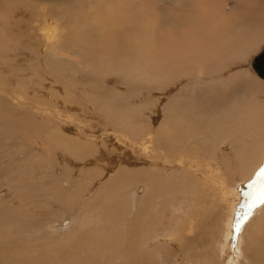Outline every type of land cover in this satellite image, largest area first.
<instances>
[{"label":"rangeland","instance_id":"rangeland-1","mask_svg":"<svg viewBox=\"0 0 264 264\" xmlns=\"http://www.w3.org/2000/svg\"><path fill=\"white\" fill-rule=\"evenodd\" d=\"M228 1L225 0L228 4L225 12L236 6L235 0ZM187 2L141 0L142 16L138 13V19L144 27L151 18L150 28H143L138 34L133 27L125 29V33L120 30L121 36L128 40H148L152 46L148 48L160 50V58L170 63L169 70L176 61H185L180 76L166 72L164 64H156V72L161 76L151 80L150 71L146 77L134 69L128 70L133 77L128 78L110 69L111 72L95 73L84 67L90 42L101 47L114 30L106 1L0 0V264H138L139 257L143 264H188L191 260L192 264H198V260L201 264H220L223 260V264H264V202L260 199V173L264 170V80L252 68V60L264 49V29L254 30L255 37L238 45L242 56L235 51L213 57L203 69L206 64L190 61L186 56V39L198 36L192 23L200 17L187 16ZM258 5L264 8V0H259ZM243 10L240 7L236 21L249 17L251 11ZM213 11L216 16L217 11ZM225 12L223 15L230 18ZM260 20L264 23V17ZM50 21L55 24L52 44L44 41L42 33ZM175 47L178 52L184 49L175 56ZM112 63L110 60L106 66L111 67ZM229 81L236 82L232 87L236 89L235 92L232 89L234 95L232 92L225 95L220 93L221 88L213 87L220 84L225 91L230 86L223 84ZM240 85L259 88L257 101L250 105L251 111L255 108L259 112L254 110L247 116L239 110L247 101L240 102L239 96L243 95ZM1 91H9L27 104L3 98L1 95H6ZM246 94L250 97V92ZM222 116L228 118L223 134H214V138L200 143L192 139L190 145H200L198 160L207 147L223 157L228 155L222 161L211 159V171H207L209 175L216 171L223 182L227 180L230 187L226 191L220 189V184L204 187V175L191 177L184 170L178 171V162L174 161L178 150L173 148L183 147L182 142L198 132L199 124L203 128L214 125L218 128ZM259 121H263V126L258 125ZM217 128H212L213 132ZM235 130L241 132L233 133ZM147 134H153L151 146L156 151L165 148L169 151L166 155L171 156L173 166L162 168V176L169 183L176 181L178 191L169 194L167 185H163L167 190L159 191L158 186L156 192L157 189L145 184L150 179L161 182L163 177L159 174L152 178L136 175L139 140L142 136L141 141L145 142ZM98 143L101 145L97 146ZM204 163L201 162L202 166ZM119 168L130 174V179H122L123 186L113 189L118 184L112 180L120 175ZM140 186L141 196L137 194ZM115 189L117 192L113 194ZM203 189L206 193L203 202H207L200 206L201 197L193 194ZM120 192L122 200L115 197ZM154 193L166 196L165 201L157 198L156 204L145 203L143 199ZM140 203L144 210L153 209L148 222L141 221ZM190 220L197 226L194 235L187 230ZM176 225H182V231L174 230ZM174 233L178 237L169 242L168 237ZM246 240L247 255L243 249ZM168 242L170 247L164 245ZM128 243L133 245L128 247ZM160 250L164 252L162 255Z\"/></svg>","mask_w":264,"mask_h":264},{"label":"bare ground","instance_id":"bare-ground-1","mask_svg":"<svg viewBox=\"0 0 264 264\" xmlns=\"http://www.w3.org/2000/svg\"><path fill=\"white\" fill-rule=\"evenodd\" d=\"M55 1V0H54ZM106 1V4H107V8L109 9V11L112 12V14L110 15L111 16V20L113 23H115V26H114V30L110 31L109 34L107 35L106 37V40H105V43L104 45H102L101 47H97V42H94L96 44H94L93 42H90V53L89 51L87 50V48H85L83 50V52L85 50H87L89 53V55L87 54V57L85 59H88L87 62H85V65L84 67H88V69H90V71L92 72H95V73H101V72H106L107 73V70L110 69V70H113L115 72H118V73H121L123 75H125L126 77L128 78H133L132 76H129L128 75V70H135L137 72V74L139 72L141 73H144V76L147 77V74L151 73V80H157L158 78V75L159 77L161 76L160 73L156 72V64H164L165 66H167L168 64H170L167 60H164V58H160L159 56V53H160V50H155V51H151L152 48H148V47H152L150 45V42L146 39H143V40H138L136 39L135 41H131V40H128L126 38H124L125 35H123V37L121 36V33H120V30L124 29V33H125V29L127 28H130V27H133V30H136L135 32H137L136 34L139 33V31H141L143 28H150V24H151V18H149V22L148 24H146V26L142 27L143 25H140L141 23V19H138V13H140V9H139V5L141 3V0H101V2L105 3ZM133 1V2H131ZM188 2L186 3L187 4V9H188V13L187 16H190V18H192L191 16H195L197 17L198 15L200 16L199 19H196V20H193L194 23L196 24H200V25H197V27H195L196 25L194 23H192L194 25V31L196 30V34H198V36L195 38V34L194 35H190L187 37L186 39V42H185V46L186 48L188 49V52L186 54L188 60L190 61H199L200 64H206V66H202V68H206L208 66V63L209 61L212 60V58L214 57H218V56H222V55H229V54H232L234 53L235 51H238V54L240 56H242L243 52L242 51H239L238 50V45H241L243 44V42L245 40H248V39H251L252 37H255L253 31L260 28V29H264V23L260 20V17H264V8L263 7H259L258 5V2L259 0H235V4L236 6L234 7V9L230 12H227V10H231V8L229 9H226V12H225V8H227V3L225 2V0H219L220 1V4L217 2V0H214V2H209V1H206V0H187ZM228 1V0H227ZM229 2V1H228ZM102 5V4H101ZM57 6V5H56ZM105 6V5H104ZM240 7H242L244 10H247L246 12L249 13V17H245V19H242V20H235L236 19V15L237 13L240 11ZM101 8H103L101 6ZM147 9V8H146ZM215 10L217 11V15H213L212 14V11ZM243 10V11H244ZM102 11V9H101ZM106 11V10H105ZM196 11L198 12V14H196ZM95 12V11H94ZM99 12V11H98ZM104 12V11H103ZM225 12L226 15L230 16V18L228 17H225L223 15V13ZM203 13H206V15H201ZM214 13V11H213ZM216 14V13H215ZM107 15V13H106ZM109 16V17H110ZM140 16H142V14L140 13ZM248 16V14L246 15ZM252 16V18H251ZM220 17V18H219ZM94 18V17H93ZM92 18V19H93ZM105 19V18H104ZM103 19V20H104ZM108 19V18H107ZM109 20V19H108ZM190 20V19H189ZM85 21V20H84ZM90 21V20H89ZM101 21V20H100ZM188 22V19L185 20ZM46 22V21H45ZM87 22V21H86ZM103 22V21H102ZM182 22V21H181ZM186 23V22H185ZM138 24L140 26H138ZM109 25V24H108ZM106 25V26H108ZM156 25V24H155ZM224 25V26H223ZM45 26V25H44ZM192 26V25H191ZM190 26V28H191ZM218 26V27H217ZM110 27V26H109ZM154 27V26H153ZM187 27V26H186ZM185 28V26H184ZM183 28V29H184ZM189 28V26H188ZM189 28V29H190ZM112 29V28H111ZM118 29V31H116ZM187 29V28H186ZM54 30H55V24L53 22H49L48 25L45 26V29L42 30V33H43V36H44V41H46V43H51L52 44V41H53V38H54ZM106 30V29H105ZM185 31V29H184ZM260 31V30H259ZM105 32V31H104ZM132 32V31H131ZM151 32V30H150ZM261 32V31H260ZM264 32V31H263ZM41 33V32H40ZM89 33L92 34V32L90 31ZM195 33V32H194ZM213 33V34H212ZM156 35V34H155ZM154 36V34H153ZM157 36V35H156ZM165 36V35H164ZM126 37V36H125ZM149 37V32L147 33V37ZM155 37V36H154ZM258 37V35H256V38ZM262 37V36H261ZM260 37V38H261ZM259 39V38H257ZM103 40V39H102ZM135 42V43H134ZM182 42V41H181ZM183 43V42H182ZM256 43V42H255ZM181 44V43H180ZM6 45V44H5ZM250 45V44H249ZM248 45V46H249ZM183 46V45H181ZM46 48V47H45ZM169 48V47H168ZM179 49V47H178ZM184 49V48H183ZM183 49H180V52L176 51V47H175V56L179 55L181 53V50ZM264 50V49H263ZM262 53V52H261ZM260 53V54H261ZM143 55V57H142ZM259 55V54H258ZM257 55V56H258ZM256 56V57H257ZM228 57V56H227ZM254 57V59L256 58ZM78 58V57H77ZM222 59V58H221ZM224 59V58H223ZM254 59L252 60V68H253V61ZM112 60V66L111 67H107L106 66V63H109V61ZM229 61H232V60H229ZM160 62V63H159ZM79 62H76V64L79 66L78 64ZM82 63V61H81ZM197 63V62H196ZM184 66H186L185 64V61L182 59L180 61H176L174 67L172 69L169 70V67L171 66H167L168 67V70H167V67H166V72H170L172 74L175 73L174 76H177L179 75L180 72H182L184 70ZM162 68V67H161ZM67 69V68H66ZM191 69L192 66H191ZM202 69V70H203ZM215 69V68H214ZM108 70V71H110ZM254 72L258 75V73L255 71V69L253 68ZM150 71V72H149ZM111 72V71H110ZM149 72V73H148ZM160 72V71H159ZM94 73V74H95ZM183 74V73H182ZM199 74V73H198ZM97 75V74H95ZM185 75V74H184ZM180 76V75H179ZM260 78H262L264 80L263 77H261L260 75H258ZM101 78V77H100ZM160 79V78H159ZM178 79V78H177ZM103 80V79H102ZM137 80L138 81H142L141 77H137ZM218 80L220 83H221V80L220 79H216ZM159 81V80H158ZM97 82V81H96ZM155 82V81H154ZM160 82V81H159ZM158 82V83H159ZM157 82H155L156 84ZM215 83V82H214ZM236 82L234 81H229L228 83H224L223 85H229L230 88H227V90L223 91V88L221 87L220 84H214L213 87H219L221 88L222 90L220 91V93H223L225 92L224 94L226 95H229L230 92H232V89L234 90V92L236 91L235 88H232L234 86H236L235 84ZM222 84V83H221ZM254 85V84H253ZM96 86V85H95ZM101 86V84H100ZM241 86V85H240ZM91 87V85H90ZM236 88H239V87H236ZM1 89V88H0ZM4 89V88H3ZM91 89V88H90ZM229 89V90H228ZM5 90V89H4ZM114 90V89H113ZM112 90V91H113ZM240 90L243 92V95L242 96H239L240 97V102L244 101V100H247L246 103H245V106L243 105H240V107H243V108H239V110H241L245 115H249L252 113V111L255 110H252L251 111V108H250V105H253V101H257L256 99H258L257 95L259 94V88L255 85L254 88L252 87H248V86H241ZM105 91V90H104ZM247 92H250V97L248 94H246ZM1 93H4L3 91H1ZM101 93V92H100ZM201 93V92H200ZM6 96L4 95H1L3 96V98H7V99H15V100H19L21 101V99L19 98H16L13 94H11L9 91H6L4 93ZM232 95H234V93L232 92ZM218 96V95H216ZM55 97V96H54ZM234 97V96H233ZM236 97V96H235ZM30 98V97H29ZM56 98V97H55ZM101 98V97H100ZM76 99V98H75ZM86 99V98H85ZM200 99V98H198ZM0 100H1V97H0ZM55 100V99H53ZM214 100V99H213ZM1 102V101H0ZM10 102V101H9ZM23 104H27L26 102H23L21 101ZM20 102V103H21ZM93 102V101H92ZM201 102V101H200ZM32 103V102H31ZM31 103H28V105H32L34 107L35 104H31ZM38 103V102H37ZM215 103V102H214ZM213 103V104H214ZM2 104V103H1ZM11 104V103H10ZM77 104V103H76ZM117 105L119 103H116ZM217 104V103H216ZM16 105V104H15ZM18 105V104H17ZM220 105V104H219ZM262 105V104H261ZM189 106V105H187ZM186 106V107H187ZM207 106V105H206ZM264 107V103L262 105ZM177 107V106H176ZM184 107V106H183ZM201 107L202 109L204 108V105L202 106V103H201ZM259 107V106H258ZM69 108H70V105H69ZM182 108V107H181ZM206 108V107H205ZM204 108V110H205ZM210 108V107H209ZM66 109V108H65ZM194 110V108H192ZM200 109V108H198ZM208 109V108H207ZM43 110V109H41ZM190 110V108H189ZM258 110L259 112V109H256L255 110V113L256 111ZM49 111V110H48ZM66 111V110H65ZM186 111V110H185ZM192 111V110H191ZM200 111V110H199ZM206 111V110H205ZM208 111V110H207ZM263 111V110H262ZM261 111V113H262ZM109 112V111H108ZM193 112V111H192ZM203 112V111H202ZM110 113V112H109ZM122 113V112H121ZM182 113V112H181ZM186 113V112H185ZM204 113V112H203ZM206 113V112H205ZM112 114V113H111ZM180 114V113H179ZM198 114V113H197ZM208 114V113H207ZM206 114V115H207ZM210 114V113H209ZM241 114V113H240ZM264 114V111L263 113ZM257 115V114H256ZM260 116V118L264 117L260 114H258ZM257 115V116H258ZM166 116V115H165ZM182 117H184L185 115H181ZM205 116V115H204ZM256 116V117H257ZM258 116V118H259ZM255 117V118H256ZM132 118V117H131ZM256 118V120L258 119ZM208 119V118H207ZM166 120V119H165ZM212 120V119H211ZM259 120V119H258ZM257 120V121H258ZM262 120V119H261ZM130 121V120H129ZM133 121V120H132ZM264 121V120H263ZM263 121H259V124L258 125H261L263 124L262 122ZM178 122V121H177ZM228 122V118H224L223 116L220 118L219 120V126L217 128V125L215 127H211V128H203L200 124L196 127V131H198L197 133L195 132L193 135V137L188 136L186 140H184L182 143H183V147L179 146V148L177 147H173L174 149H177L178 152H177V157H174L175 155V152H173V157H174V161L175 163L178 162L177 164V167H178V171H186L185 173L189 174V176H194V175H201V177L204 175V180L205 182H202L203 186L207 187L208 188V185L211 183V184H220L221 187L220 189L222 191H226L227 190V186H228V182L227 180H224L226 181L223 182V178L221 177V174L217 175V173H213V175H209L207 173V171H209L211 169V164H210V160L211 159H221L220 161L225 160L227 157H223V155H219L218 153L214 152L213 149H209V147L206 148V150L204 151V155L202 157V159L198 160V156H199V153H200V150H201V147L198 143L194 144L193 145H190V142L192 139H197V142H203V140L205 139H209L211 137L215 135H220V134H223L224 133V128H225V124ZM255 122V121H254ZM255 123V125H256ZM171 125V124H170ZM173 126V125H172ZM204 126V125H203ZM263 126V125H261ZM258 126L254 127V128H257ZM217 128L216 131L213 132L214 129ZM253 128V127H252ZM84 129V128H83ZM241 129V127L239 128ZM261 129V128H260ZM164 130V129H163ZM253 130V129H252ZM258 130V128H257ZM256 130V132H257ZM160 131V130H159ZM165 131V130H164ZM264 131V130H263ZM83 132V131H82ZM213 132V133H211ZM241 131L239 130H235L233 133H240ZM256 132L255 135H256ZM253 133V134H254ZM161 134V133H160ZM159 134V135H160ZM172 134V133H171ZM232 134V132H231ZM153 135V134H151ZM151 135L150 134H147L146 136H144V140L145 142L141 141V137H140V140H139V144H138V147H139V150L137 152H139L140 156L138 158V162H139V166H137L138 168H136V175L138 176H141V177H148V178H152V175H156V174H159L160 176H162V168L163 169H169L172 164V160H170V155H166L167 153H169V151L165 148L164 150H159V151H156L152 146H151ZM162 135V134H161ZM164 135H166V133L164 132ZM251 135V134H250ZM88 137V136H87ZM95 137V136H94ZM97 137V136H96ZM173 137V136H172ZM230 137V136H229ZM89 138V137H88ZM87 138V139H88ZM175 138V137H174ZM214 138V137H213ZM93 139V138H92ZM180 139V138H179ZM217 139V138H216ZM221 139V138H220ZM219 139V140H220ZM255 139V138H254ZM169 140V139H168ZM171 140V139H170ZM175 140V139H174ZM212 140V139H211ZM211 140L210 143H211ZM218 140V139H217ZM177 142H180L178 141V137L176 139ZM173 143V141H172ZM233 143V141H232ZM236 143H237V140H236ZM241 143V142H240ZM204 144H206L204 142ZM231 144V143H230ZM235 144V142H234ZM98 145H101L100 143L97 144ZM214 143L211 144V146H213ZM172 146V145H170ZM232 146V145H230ZM256 146V145H255ZM102 148V146H101ZM105 151L107 150V147L105 146ZM220 152V151H219ZM231 153V152H230ZM221 154V153H220ZM234 155V154H233ZM190 158H191V161H190ZM230 158V156H229ZM234 158V157H233ZM136 159V158H135ZM231 160V159H230ZM233 160V159H232ZM235 160V159H234ZM190 161V162H189ZM202 161H205V163L201 164ZM230 162V161H229ZM214 163V162H212ZM233 163V161H232ZM165 165V166H163ZM220 165V164H219ZM222 165V164H221ZM237 166V165H236ZM160 167V168H159ZM213 167V166H212ZM222 167V166H221ZM223 168V167H222ZM214 169V167H213ZM216 169V168H215ZM219 169V168H218ZM218 169H216L218 171ZM225 170V169H224ZM119 171H120V175L117 177V180L114 178V181L112 180V182H118L117 186L115 184V186L113 187L114 188H117V187H122L123 186V182L122 179H125V180H129V176L130 174H127L125 173L124 171L121 170V168H119ZM168 171V170H167ZM211 171V170H210ZM213 171V170H212ZM223 171V170H222ZM230 172V171H229ZM134 173V172H133ZM171 173V172H170ZM173 173V172H172ZM231 173V172H230ZM119 174V173H117ZM212 174V173H210ZM164 175V174H163ZM181 175V174H180ZM117 176V175H116ZM153 176V177H154ZM185 176V175H184ZM163 177V176H162ZM176 177V176H174ZM186 178V177H185ZM194 180L197 178L196 177H193ZM200 178V177H199ZM119 179L120 180V183H119ZM173 179V178H172ZM201 179V178H200ZM225 179V178H224ZM151 181V182H150ZM150 181H146L145 184L147 186L150 185V189L152 190H155L158 188L160 189L159 191L163 190V189H166L164 188L167 187V189L169 190V194L170 193H173L175 192V190H177V188L179 187V185L176 186V181L173 182V181H170V183L168 182V179L166 178H162L161 182H158L156 180H151ZM152 181H154L155 183H157L155 185V183H153ZM88 182V181H87ZM109 182V181H108ZM111 182V181H110ZM111 182V183H112ZM185 182V181H184ZM91 183V182H90ZM113 183V185H114ZM128 183V182H127ZM180 183V182H179ZM164 185V186H163ZM177 187H175V186ZM182 186V183L180 184ZM233 185V184H232ZM112 186V185H111ZM210 186V185H209ZM239 186V185H238ZM105 187V186H104ZM189 187V186H188ZM193 187L195 188V182L193 184ZM230 187V186H228ZM112 188V187H111ZM142 188L141 186L137 188V194L138 195H142V194H139V189ZM212 188V187H211ZM216 188V187H215ZM158 189L156 190V192L158 191ZM166 189V190H167ZM180 189V187H179ZM183 189V187H182ZM230 189V188H229ZM241 189V188H240ZM109 190V189H107ZM106 190V192H107ZM120 190V189H119ZM133 191H136V188L133 187L132 188ZM218 189H213L212 191H216ZM232 190V189H231ZM237 190V189H236ZM235 190V191H236ZM104 192V190H102ZM110 191V190H109ZM141 191V190H140ZM150 191V190H149ZM178 191V190H177ZM194 190L191 191V193L193 192ZM209 191V189H207V192ZM220 191V190H218ZM105 192V193H106ZM111 192V191H110ZM117 192V190L115 189V192L113 194H115ZM102 193V192H101ZM105 193H103V196H106ZM151 193V192H150ZM210 193H212L210 191ZM215 193V192H214ZM213 193V194H214ZM232 193V191H231ZM234 193V191H233ZM155 194V193H154ZM98 195V194H97ZM102 195V194H101ZM111 195V194H109ZM208 195V194H207ZM237 195V194H235ZM234 195V196H235ZM122 194L121 192L119 194H116L115 197H118V198H121ZM156 196V197H155ZM194 197L196 198H200L199 200V205L200 206H204V203L206 204V202L203 200L205 199L206 197V193H204V189L203 191L199 190V191H195L194 194H193ZM106 198V197H104ZM157 198H163L164 201L166 199V196H162V194H158V196L155 194L153 196L150 195V197H148L147 199L144 198L143 200H146L145 203L147 204H150L151 201H155V204H156V199ZM239 198V197H238ZM248 198V197H247ZM103 199V197H102ZM176 199V198H175ZM99 200V199H98ZM122 200V198H121ZM184 200V199H183ZM207 200V199H206ZM217 200V199H216ZM248 200V199H247ZM120 200H118V204H120L119 202ZM162 201V200H161ZM160 201V202H161ZM181 201V199H180ZM142 202V201H141ZM234 203V202H233ZM162 205V203H160ZM166 204V203H165ZM231 204V203H230ZM160 205V206H161ZM232 206V205H231ZM230 206V207H231ZM155 207V206H154ZM175 207V206H174ZM178 207V206H176ZM196 207V206H195ZM115 208V207H114ZM161 209V208H160ZM174 209V208H173ZM230 209V208H229ZM240 209V208H239ZM153 210V209H152ZM152 210H144L143 208V205L140 203V205L138 206V211L141 212L140 213V218H141V221L143 222H148V219H149V213L152 211ZM170 210V209H169ZM241 210V209H240ZM177 211V210H176ZM112 212V211H111ZM138 212V213H139ZM251 213V212H250ZM138 215V214H137ZM139 217V216H138ZM190 217V216H189ZM233 217V216H232ZM112 218H115V210L113 211L112 213ZM156 218H158V216L156 215ZM193 218V217H192ZM264 218V217H263ZM262 218V219H263ZM81 220V219H80ZM114 220V219H113ZM116 220H117V217H116ZM232 220V218L230 219ZM261 220V219H260ZM264 220V219H263ZM262 220V221H263ZM114 222H117V221H114ZM177 222V221H176ZM188 222H189V219H188ZM234 222V221H233ZM108 223V222H106ZM69 224V223H68ZM186 224V223H185ZM190 224L189 228L187 229L188 230V233L190 235H194L195 234V229L197 228V226L195 225V222L190 220ZM234 224V223H233ZM65 225V224H64ZM79 225V223H78ZM184 226H187V225H184ZM171 227V225H170ZM182 225L179 227V225H176V227L174 228V230H178L179 232L182 231L181 229ZM102 228V227H101ZM165 228V227H164ZM97 229V228H96ZM235 229V228H234ZM103 230V229H102ZM157 230V228H154L152 231L155 232ZM140 231V230H139ZM229 230H227L228 232ZM141 232V231H140ZM226 232V233H227ZM180 234V233H179ZM178 237V233H174L173 235H170L168 238V241L170 242L171 239H174V238H177ZM104 238V237H103ZM86 239V238H85ZM107 239V238H106ZM109 239V238H108ZM164 240V239H163ZM248 240V239H247ZM247 240L245 241V244L243 246V249L245 251V248H246V245H247ZM177 241V240H176ZM223 241V240H222ZM226 241V240H225ZM224 241V243H225ZM249 241V240H248ZM167 242V240L165 241ZM166 243L164 245H168V247H170V243ZM174 242V241H172ZM252 242V241H251ZM82 243V242H81ZM108 243V242H107ZM250 243V242H249ZM248 243V244H249ZM132 243H128L127 246L130 247ZM159 244V243H157ZM252 244V243H251ZM250 244V245H251ZM261 244V243H259ZM133 245V244H132ZM137 245V244H136ZM258 245V244H257ZM262 245V244H261ZM163 246V245H162ZM185 246V245H184ZM183 247V246H182ZM188 247V246H187ZM258 247V246H256ZM105 248V244H102L101 245V249ZM109 248V247H107ZM106 248V249H107ZM181 248V247H180ZM225 248H226V243H225ZM259 248V247H258ZM156 249V248H155ZM164 249V248H163ZM185 249V247H184ZM227 249V248H226ZM256 249V248H255ZM112 249H110V252H111ZM162 252V250H160ZM159 251V252H160ZM168 251V249H167ZM228 251V249L226 250V252ZM249 251V249H248ZM247 251V252H248ZM252 252V251H251ZM164 252L161 253V255L163 254ZM250 253V252H249ZM246 254V251L245 253ZM98 255V254H97ZM247 255V254H246ZM72 256V255H71ZM96 256V255H95ZM99 256V255H98ZM169 256V255H168ZM73 257V256H72ZM79 257V256H78ZM137 257V256H136ZM136 257H132V258H136ZM163 257V256H162ZM166 257V256H164ZM163 257V258H164ZM85 258V257H84ZM84 258H81V259H84ZM131 258V259H132ZM87 259V258H86ZM140 259V263L138 264H143V261L142 259L139 257ZM250 259V258H249ZM166 260V259H165ZM198 260V259H196ZM134 261V260H133ZM183 261V260H182ZM192 261V260H191ZM191 261L188 263V264H192ZM82 262V261H81ZM86 262H89V261H86ZM129 262H132L131 260ZM128 262V263H129ZM138 262V261H137ZM223 262H225L224 260L220 263V264H223ZM247 262V261H246ZM254 262V261H252ZM96 263V262H95ZM259 263V262H258ZM89 264V263H88ZM130 264V263H129ZM132 264H136V263H133ZM197 264V263H195ZM198 264H201L200 261L198 260ZM250 264V263H249Z\"/></svg>","mask_w":264,"mask_h":264},{"label":"water","instance_id":"water-1","mask_svg":"<svg viewBox=\"0 0 264 264\" xmlns=\"http://www.w3.org/2000/svg\"><path fill=\"white\" fill-rule=\"evenodd\" d=\"M253 68L258 75L264 78V50L254 59Z\"/></svg>","mask_w":264,"mask_h":264},{"label":"snow or ice","instance_id":"snow-or-ice-1","mask_svg":"<svg viewBox=\"0 0 264 264\" xmlns=\"http://www.w3.org/2000/svg\"><path fill=\"white\" fill-rule=\"evenodd\" d=\"M260 178H261V192H260V199L261 202H264V170L261 171L260 173ZM237 229L239 228V224L237 223L236 225Z\"/></svg>","mask_w":264,"mask_h":264}]
</instances>
